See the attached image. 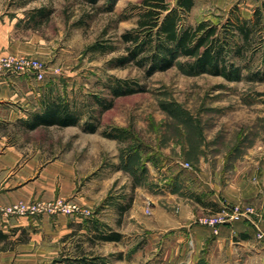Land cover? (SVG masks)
<instances>
[{"label": "rangeland", "instance_id": "1", "mask_svg": "<svg viewBox=\"0 0 264 264\" xmlns=\"http://www.w3.org/2000/svg\"><path fill=\"white\" fill-rule=\"evenodd\" d=\"M139 1L117 0L111 11H104L105 0L95 6L86 0H0V22L9 27L10 38L30 48L28 53H6L39 59L45 77L25 76L39 91L40 101L50 94L61 96L81 115L77 126H39L35 132L25 127L27 132L18 131L14 138L39 141L48 152L58 148L69 153L86 179L99 169L118 175L97 205H79L84 211L72 213L84 229L75 231L60 253L42 264H67V259L85 256L103 257L107 264H264V248L258 242L230 244L225 256L219 249L210 251V263L209 248L196 254L189 237L187 247L178 248L180 211L167 196L178 192L201 206L204 212L195 222L205 226L200 218L224 210L230 214L236 204L255 209L244 222L252 224L256 214L264 215V81L230 82L208 73L192 76L176 66L150 77L132 65L111 67L110 59L124 49L120 34L135 23L136 11L130 12L129 6ZM40 7L50 11L48 19L33 25L30 13ZM228 9L199 7L185 23L205 17L220 23ZM123 13L130 17L122 19ZM77 20L81 23L76 25ZM99 43L114 50H90ZM255 52L246 59L250 69L263 67L262 52ZM113 79L139 84L141 90L113 98L108 88ZM96 99H112L113 105L101 113L95 133L84 132L80 124L99 115ZM110 127L128 128L133 137L124 142L108 139L101 132ZM134 137L143 152L131 153ZM132 171L141 174L134 189ZM88 217L99 219L105 232H119L120 240H96L84 227Z\"/></svg>", "mask_w": 264, "mask_h": 264}, {"label": "crops", "instance_id": "2", "mask_svg": "<svg viewBox=\"0 0 264 264\" xmlns=\"http://www.w3.org/2000/svg\"><path fill=\"white\" fill-rule=\"evenodd\" d=\"M239 1L195 0L190 11L192 13L199 7L203 10L228 9L236 4L242 16L248 18L253 8L264 0H243L246 9L240 7ZM4 24L0 22V54L28 53V45L12 40L9 27ZM32 85L31 78L25 75L0 72V264H42L51 261L60 253L64 241L75 231L81 233L84 228L77 217L50 212L47 204L61 198L92 207L104 198L118 179V175H106L103 169L86 179L69 153L58 148L48 152L39 141L21 142L14 138L18 131L27 132L21 121L41 107L39 91ZM10 125H15V129H10ZM167 196L180 211L176 224V229H180L178 248L187 247L186 237L192 241L196 254L208 247L209 252L219 249L220 254L225 256L230 244L258 242L264 248L263 214H256L252 224H221L214 233L213 228L195 222V218L204 212L201 206L178 192ZM18 203L34 204L38 209L35 213L5 214V208ZM249 231L255 233L256 238L253 234L247 237ZM212 258L213 253L210 252L209 263Z\"/></svg>", "mask_w": 264, "mask_h": 264}, {"label": "trees", "instance_id": "3", "mask_svg": "<svg viewBox=\"0 0 264 264\" xmlns=\"http://www.w3.org/2000/svg\"><path fill=\"white\" fill-rule=\"evenodd\" d=\"M100 0H86L89 6H95ZM117 0H105L104 11H111ZM173 2V3H172ZM195 0H140L129 6L130 12L136 11L134 26L120 34L124 44L121 55L111 58L109 65L121 68L132 65L142 70L145 77L156 72H164L171 67H178L188 75L211 74L223 77L226 81L236 82L242 79L264 81V1L253 8L251 15L245 18L239 7L234 4L220 23H213L209 18L186 24V17L191 13ZM49 10L36 8L30 13L29 22L39 25L41 20L48 19ZM130 16L123 13L122 19ZM81 20H77V24ZM90 50L101 53L113 51L109 44H93ZM261 51L263 67L250 69L248 58ZM250 52V54H249ZM249 54V55H248ZM246 72V73H244ZM131 85L125 81L113 79L108 86L110 95H122L140 91L139 84ZM99 104L98 116L80 124L84 132L95 133L98 129L101 113L113 105L112 99ZM41 109L31 113L21 124L29 130L39 126L59 127L79 125L81 115L72 108L66 98L47 95L41 101ZM93 119V121H92ZM101 134L118 142L133 137L128 128L110 127ZM131 153L141 149V141L134 137ZM144 150L141 149V152ZM148 156L147 160L152 161ZM126 161V160H125ZM124 161V163H125ZM125 165V164H124ZM124 165L121 169L125 170ZM132 189L140 180V175L132 171ZM107 202V199H104ZM201 203V199L196 197ZM203 203V202H202ZM95 213V212H94ZM84 227L96 240L118 241L121 234L117 231L105 232L99 219L88 217ZM67 264H107L103 257H79L66 260Z\"/></svg>", "mask_w": 264, "mask_h": 264}, {"label": "built area", "instance_id": "4", "mask_svg": "<svg viewBox=\"0 0 264 264\" xmlns=\"http://www.w3.org/2000/svg\"><path fill=\"white\" fill-rule=\"evenodd\" d=\"M0 72H9L14 75H27L35 80H42L46 75L43 63L36 57L19 56L10 53L0 55ZM184 166H188V164L185 163ZM46 208L50 212H60L65 215L77 213L81 210L77 203L61 198H56L54 201L49 202ZM37 209L38 207L34 204L24 205L18 203L5 208L4 212L8 215L12 213H25L26 211L35 213ZM229 210H231L230 214L224 210L212 216L200 218L199 221L216 231V228L221 224L250 221L251 217L255 214V209L244 204L233 205ZM83 211L81 210V212Z\"/></svg>", "mask_w": 264, "mask_h": 264}]
</instances>
